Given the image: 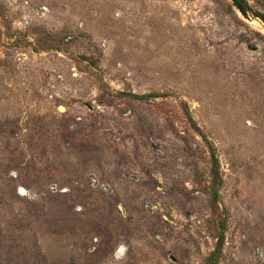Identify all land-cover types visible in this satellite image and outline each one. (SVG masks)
Segmentation results:
<instances>
[{"label": "rangeland", "instance_id": "obj_1", "mask_svg": "<svg viewBox=\"0 0 264 264\" xmlns=\"http://www.w3.org/2000/svg\"><path fill=\"white\" fill-rule=\"evenodd\" d=\"M221 231L218 264H264V23L0 0V264H201Z\"/></svg>", "mask_w": 264, "mask_h": 264}, {"label": "trees", "instance_id": "obj_2", "mask_svg": "<svg viewBox=\"0 0 264 264\" xmlns=\"http://www.w3.org/2000/svg\"><path fill=\"white\" fill-rule=\"evenodd\" d=\"M233 5L243 15H246V10L244 9V7L237 0H233ZM258 16L264 22V13L258 12ZM213 159H214V161L216 160L215 158H213ZM215 174H217V173L215 172ZM222 234H223L222 231L218 234V236H217V242L215 243L214 248L204 258V260L202 261L201 264H218L219 263V259L221 258V251H222V239H223V237H222L223 235Z\"/></svg>", "mask_w": 264, "mask_h": 264}, {"label": "water", "instance_id": "obj_3", "mask_svg": "<svg viewBox=\"0 0 264 264\" xmlns=\"http://www.w3.org/2000/svg\"><path fill=\"white\" fill-rule=\"evenodd\" d=\"M243 7H244V9L246 10V11H248V12H250L254 17H257V18H259L260 19V17L258 16V14H256L255 12H254V10L252 9V7L248 4V2L246 1V0H237ZM241 13V12H240ZM261 20V19H260ZM261 22H263L262 20H261ZM264 23V22H263ZM123 95H125V96H128V97H130V96H134V94L133 93H129V92H121Z\"/></svg>", "mask_w": 264, "mask_h": 264}]
</instances>
